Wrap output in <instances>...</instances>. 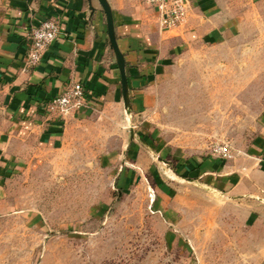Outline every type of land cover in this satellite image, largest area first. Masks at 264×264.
<instances>
[{
    "label": "rangeland",
    "instance_id": "374dc122",
    "mask_svg": "<svg viewBox=\"0 0 264 264\" xmlns=\"http://www.w3.org/2000/svg\"><path fill=\"white\" fill-rule=\"evenodd\" d=\"M168 71L147 141L111 108L8 178L0 264H264L263 204L175 169L223 137L240 156L258 134L264 4L238 35L184 48Z\"/></svg>",
    "mask_w": 264,
    "mask_h": 264
},
{
    "label": "crops",
    "instance_id": "0c3cea01",
    "mask_svg": "<svg viewBox=\"0 0 264 264\" xmlns=\"http://www.w3.org/2000/svg\"><path fill=\"white\" fill-rule=\"evenodd\" d=\"M106 1L123 55L127 106L99 0H0V199L8 178L63 144L77 126L98 113L115 109L124 121L139 124L138 134L135 130L133 134L147 141L146 128L157 127L151 114L159 86L183 49L227 42L242 31L254 4H264V0H191L183 23L162 29L156 9L141 0ZM48 16L58 18L63 33L35 66L25 70L27 32ZM16 78L20 84L13 83ZM69 80L84 84L85 102L61 119L49 113L45 102ZM259 120L258 134L240 156L202 152L179 159L176 171L201 176L205 188L251 197L264 206V115Z\"/></svg>",
    "mask_w": 264,
    "mask_h": 264
},
{
    "label": "built area",
    "instance_id": "2783aa9c",
    "mask_svg": "<svg viewBox=\"0 0 264 264\" xmlns=\"http://www.w3.org/2000/svg\"><path fill=\"white\" fill-rule=\"evenodd\" d=\"M156 9L157 23L160 28L166 29L178 26L186 19L191 0H141ZM57 17L48 16L39 23L32 25L27 32L29 45L25 54V70L35 66L43 57L45 50L57 36L62 34ZM14 84H20L18 78ZM86 88L81 81L69 80L63 90L46 100L45 106L49 113L61 119L67 116L85 102ZM212 151L221 157L231 156L229 140L223 137L212 145Z\"/></svg>",
    "mask_w": 264,
    "mask_h": 264
},
{
    "label": "water",
    "instance_id": "95a60500",
    "mask_svg": "<svg viewBox=\"0 0 264 264\" xmlns=\"http://www.w3.org/2000/svg\"><path fill=\"white\" fill-rule=\"evenodd\" d=\"M99 2L102 6V9L105 12V15H106L108 37H109L110 45L115 52L117 63L119 65V69H120V73H121L123 98L125 100V104H126L125 106H127L128 105V99H127V94H126L127 88H126V78H125V73H124V61H123V55L119 51V49L117 47L116 40H115V35H114V31H113V21H112V17H111V9H110L106 0H99Z\"/></svg>",
    "mask_w": 264,
    "mask_h": 264
}]
</instances>
